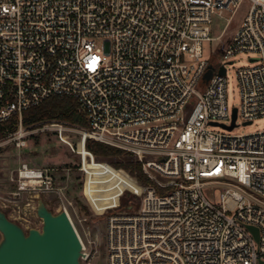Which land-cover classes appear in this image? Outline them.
<instances>
[{"label": "built area", "instance_id": "1", "mask_svg": "<svg viewBox=\"0 0 264 264\" xmlns=\"http://www.w3.org/2000/svg\"><path fill=\"white\" fill-rule=\"evenodd\" d=\"M242 6L228 48L204 60L214 18L226 28ZM242 52L256 57L237 71L234 128L264 116V0H0V125L15 119L5 139L25 147L22 114L70 97L87 122L83 141L141 163L153 185L139 186V206L122 208V192L102 212L107 264H262L264 131L220 126L232 123L226 60ZM65 124L44 128L61 135ZM59 172L22 165L17 190L55 193ZM209 186L219 191L213 202Z\"/></svg>", "mask_w": 264, "mask_h": 264}, {"label": "rangeland", "instance_id": "2", "mask_svg": "<svg viewBox=\"0 0 264 264\" xmlns=\"http://www.w3.org/2000/svg\"><path fill=\"white\" fill-rule=\"evenodd\" d=\"M244 15L245 7L242 6L226 28L224 20L214 18L211 26V37L214 40L204 43V60H209L214 52L223 54ZM224 17L228 18L229 14L224 13ZM254 57L256 55L253 53L242 52L226 60L228 61L226 100L230 112L233 108H240L241 104L237 71L252 66L250 59ZM53 121L56 120L28 128L30 134L26 138L25 147L18 148L14 141L6 139L0 141V210L10 221L27 231L40 230L42 226V222L36 216L39 199L53 214L65 209L84 248V253L88 255L87 259H80L79 264H107V219L106 213L102 212L116 204L117 196L122 192L118 198L119 205L124 208L131 204L136 209L140 202V184L127 171L115 169L107 162L96 160L85 149L86 141L82 140L78 132L82 127L60 121L66 123L68 129L59 135L53 130L44 128L46 123ZM237 125L231 134L261 132L264 131V116L256 118L252 124L247 125H243L238 119ZM132 156L138 161L133 154ZM22 165H27L30 169H59L60 172L55 180L57 192L44 193L36 190L19 192L17 173ZM111 168L121 172L123 176L116 180ZM214 189L211 186L203 189L205 197L210 202L217 200L219 195V191Z\"/></svg>", "mask_w": 264, "mask_h": 264}, {"label": "water", "instance_id": "3", "mask_svg": "<svg viewBox=\"0 0 264 264\" xmlns=\"http://www.w3.org/2000/svg\"><path fill=\"white\" fill-rule=\"evenodd\" d=\"M224 73V68H221L220 74ZM211 74L212 68L209 67L203 77L205 82ZM235 119L236 109H233L231 125L220 126L232 130ZM36 216L42 222L40 230L29 229L25 232L0 210V264H79L83 256L82 245L66 212L53 214L39 199ZM248 230L258 240L257 230L252 227H248Z\"/></svg>", "mask_w": 264, "mask_h": 264}, {"label": "trees", "instance_id": "4", "mask_svg": "<svg viewBox=\"0 0 264 264\" xmlns=\"http://www.w3.org/2000/svg\"><path fill=\"white\" fill-rule=\"evenodd\" d=\"M56 120L63 121L80 127H87L84 114L79 110L77 101L70 97L53 96L39 105L25 111L22 114V124L26 128L37 127L40 124ZM16 127L15 119L0 125V141L8 134L14 132ZM85 149L90 152L96 160L107 162L115 169H122L134 176L141 186H152L153 183L143 174L141 164L135 161L132 154L121 149L86 140ZM85 150L86 153H88ZM89 154V153H88ZM115 179L119 180L123 174L111 168ZM161 194V190H157Z\"/></svg>", "mask_w": 264, "mask_h": 264}, {"label": "flooded vegetation", "instance_id": "5", "mask_svg": "<svg viewBox=\"0 0 264 264\" xmlns=\"http://www.w3.org/2000/svg\"><path fill=\"white\" fill-rule=\"evenodd\" d=\"M15 223V222H14ZM17 224V223H16ZM18 225V224H17ZM22 228V227H21ZM23 229V228H22ZM24 230V229H23ZM25 231V230H24ZM26 232V231H25Z\"/></svg>", "mask_w": 264, "mask_h": 264}, {"label": "bare ground", "instance_id": "6", "mask_svg": "<svg viewBox=\"0 0 264 264\" xmlns=\"http://www.w3.org/2000/svg\"><path fill=\"white\" fill-rule=\"evenodd\" d=\"M32 183H34V182H32Z\"/></svg>", "mask_w": 264, "mask_h": 264}]
</instances>
